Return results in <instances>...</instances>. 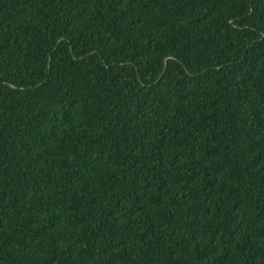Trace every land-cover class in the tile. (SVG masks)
<instances>
[{
	"label": "trees",
	"instance_id": "obj_1",
	"mask_svg": "<svg viewBox=\"0 0 264 264\" xmlns=\"http://www.w3.org/2000/svg\"><path fill=\"white\" fill-rule=\"evenodd\" d=\"M0 264H264V0H0Z\"/></svg>",
	"mask_w": 264,
	"mask_h": 264
}]
</instances>
